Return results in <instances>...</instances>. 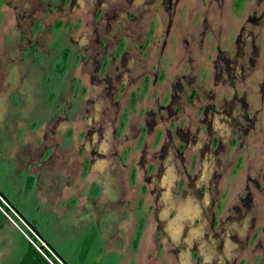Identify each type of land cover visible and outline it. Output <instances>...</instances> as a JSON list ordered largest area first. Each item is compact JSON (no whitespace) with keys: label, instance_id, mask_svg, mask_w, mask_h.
<instances>
[{"label":"flooded vegetation","instance_id":"af4514ba","mask_svg":"<svg viewBox=\"0 0 264 264\" xmlns=\"http://www.w3.org/2000/svg\"><path fill=\"white\" fill-rule=\"evenodd\" d=\"M9 1L66 21L99 108L70 154L46 126L41 176L86 180L134 264H264V0Z\"/></svg>","mask_w":264,"mask_h":264},{"label":"rangeland","instance_id":"374dc122","mask_svg":"<svg viewBox=\"0 0 264 264\" xmlns=\"http://www.w3.org/2000/svg\"><path fill=\"white\" fill-rule=\"evenodd\" d=\"M27 2H30L29 7L24 9L20 1L0 0V128L4 130L0 133V193L11 204L8 206L0 195V207L40 245L43 241L32 227H40V221L44 222V215L35 216L34 211L38 199L35 186L44 169L39 161L42 157L34 159L30 155L39 153L35 145L44 140L43 135L46 137L50 133L46 126L53 124L55 117L61 121L53 131L55 141L60 144V149L70 154L68 150L73 148V141L80 138L83 123L81 118H70L74 123L67 122L65 112L72 108L77 111L88 108L93 111L91 115L98 116L99 108L88 101L87 92L91 86L84 80L80 81L79 69L70 70L72 54L66 52L64 56L68 43L61 37L63 32L67 33L66 21L56 24L52 15L30 13L37 1ZM24 15L28 16L24 21L28 25L27 31L20 18ZM25 42L28 43L25 45ZM60 66L61 73L58 70ZM128 117H132L130 112ZM6 120L7 126L4 125ZM91 169L95 174L100 171L95 164ZM27 175H34V181L31 191L26 194L24 184ZM76 232L74 229V234ZM95 235L93 230L81 231L73 238L72 234L59 229L52 242L54 249L69 264H116L114 256L105 254L101 245H97ZM48 240L51 241L49 237ZM24 241L28 242L0 211V264H19L26 251Z\"/></svg>","mask_w":264,"mask_h":264},{"label":"crops","instance_id":"0c3cea01","mask_svg":"<svg viewBox=\"0 0 264 264\" xmlns=\"http://www.w3.org/2000/svg\"><path fill=\"white\" fill-rule=\"evenodd\" d=\"M8 121L4 123L7 126ZM3 127V126H2ZM5 128V127H3ZM4 131L0 128V133ZM37 144V142H36ZM37 148V145H35ZM32 177L34 181V175H27L25 178L24 191L27 192V179ZM66 175L59 176L57 181L58 189L54 186L56 181H51L49 178L38 177V184L36 187V193L38 199L35 203V216L38 214L44 215V222L40 221V227L35 225L36 231L40 235V239L45 245L52 247V252L57 258H60L63 264H69L64 256H62L56 249H54V238L56 237L59 229H63L66 233L72 234L73 238L77 236L79 232H86L93 230L96 234V243L101 245L104 253L114 256L116 264H134L133 254L134 249L131 240L127 246L128 252L131 254L124 260L122 251L119 249V244L116 242L117 235L121 234L123 230L122 223L118 224V221L122 222L119 217H114V220L109 213V207L107 202L104 204L97 201L98 195L96 192L91 191V188L85 189L86 180L75 179V184L67 181ZM32 181V182H33ZM81 184L82 187L77 185ZM79 188V189H78ZM94 203V204H92ZM112 212V211H111ZM111 216V217H110ZM118 219V220H117ZM74 229L77 232L74 234ZM49 235V236H48ZM48 237L51 241L48 240ZM26 246V241H24ZM100 249V251H101Z\"/></svg>","mask_w":264,"mask_h":264},{"label":"trees","instance_id":"16d2710c","mask_svg":"<svg viewBox=\"0 0 264 264\" xmlns=\"http://www.w3.org/2000/svg\"><path fill=\"white\" fill-rule=\"evenodd\" d=\"M32 181H33V179H32V177H29L28 179H27V185H26V188H27V192H29L30 191V188H31V184H32ZM2 193H0V195H1ZM1 199H5L2 195H1ZM5 203H8V206H11V204L9 203V200L6 198L5 199ZM2 204V203H1ZM13 208V207H12ZM6 209V208H5ZM15 211V213L18 215H20V217H21V214L16 210V209H14ZM4 218V217H3ZM31 226H33V225H31ZM32 229L35 231L36 230V228L33 226L32 227ZM38 236L40 237V235L38 234ZM47 246V248L50 250V251H52V247L51 246H49V245H46ZM26 248H25V253H24V255H23V257H22V259H21V261H20V263L19 264H49L43 257H42V255L35 249V247L31 244V243H29V242H26V246H25ZM44 252H45V254H47L48 256H50V254H49V252L47 251V250H44Z\"/></svg>","mask_w":264,"mask_h":264},{"label":"built area","instance_id":"2783aa9c","mask_svg":"<svg viewBox=\"0 0 264 264\" xmlns=\"http://www.w3.org/2000/svg\"><path fill=\"white\" fill-rule=\"evenodd\" d=\"M0 211H2L3 214L6 215V217L12 221V223H14V225L21 231V233L24 235V237L28 240L29 243H31L35 249L42 255V257L49 263V264H63L59 258H57L47 247L44 243H41L40 245H38L35 241H33L31 238H29V236L26 235V233L20 228L18 227V225L10 218L9 215H7V213L4 211V209L2 207H0ZM44 250H47L50 254V256H48L47 254H45Z\"/></svg>","mask_w":264,"mask_h":264}]
</instances>
